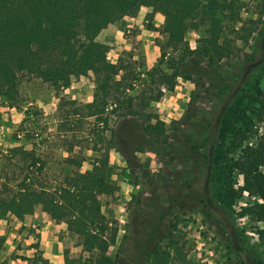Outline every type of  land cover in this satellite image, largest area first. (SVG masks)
<instances>
[{"label": "rangeland", "instance_id": "obj_1", "mask_svg": "<svg viewBox=\"0 0 264 264\" xmlns=\"http://www.w3.org/2000/svg\"><path fill=\"white\" fill-rule=\"evenodd\" d=\"M246 3L242 17L257 20L261 11L264 12L261 8L264 0H246ZM149 14L145 15L142 28L126 32V44L111 47L108 60L112 63L124 60L128 66V80L137 78L135 90L130 94L138 96L143 92V97L150 99L157 86L151 82L148 73L159 63L160 46L166 42V37L162 32L164 23L157 25L159 20L155 15L149 18ZM150 25L154 26L152 30L147 29ZM239 35L234 33L231 39L223 40L225 46L231 41L234 43L229 58L210 67L207 60L199 62L188 55L190 59L184 68L188 74L178 78L175 90L169 92L164 86L160 87L164 96L152 102L145 112L152 115L153 124L165 122L167 138L161 141L145 131L143 119L119 120V112L111 113L113 107L100 117L91 116L87 104L93 102L96 91L93 75L72 77L68 89L55 88L40 79L23 75L20 103L11 107L0 99V167L16 147L37 150L48 163L50 180L54 184L55 177L60 182L66 168H73L67 162L68 158L83 160L82 171L89 174L94 165L108 155L113 167L110 182L115 191L102 195L101 203L103 213L111 222L110 228L118 231L117 243L109 250L115 260L122 251L124 264L125 261L126 264H138L147 234L164 218L153 245L159 243L163 234H168L166 225L179 223L172 235L179 243V251L173 255L177 260L172 258L171 264H243L237 251H229L226 247L228 243L220 234L219 224L210 223L200 208L187 211L179 204L176 206L178 212L171 214L169 211L171 200L180 190H187L189 184L199 188L204 180L205 140L214 122L212 117L216 116L223 97L230 95L240 84L239 76L246 64L247 68L255 66L251 75H260V88L264 91V62L260 65H257L258 61L253 65L248 63L257 57L256 39L253 36L244 42ZM202 36V31L187 33V46L192 52L198 48ZM182 55L180 51H170L168 58H181ZM244 81L243 86L248 88ZM250 83L254 85L255 78ZM225 90L227 92L223 93ZM260 107L256 104V108ZM247 142L252 144L251 139ZM233 162V154H223L218 161L216 169L221 175H215L209 184L213 201L209 206L225 221L234 224L232 226L239 227L244 233L245 246L264 258V239L257 232L262 227L247 217L249 206L256 200L243 190V176L237 171L230 172ZM18 174H10L12 185L18 182ZM42 207H37L26 223L11 215L0 217V264H66L67 258L73 262L92 256L65 223L52 220ZM135 223L139 225L138 229ZM168 241H163V248ZM143 263L157 264V261L152 259Z\"/></svg>", "mask_w": 264, "mask_h": 264}, {"label": "trees", "instance_id": "obj_2", "mask_svg": "<svg viewBox=\"0 0 264 264\" xmlns=\"http://www.w3.org/2000/svg\"><path fill=\"white\" fill-rule=\"evenodd\" d=\"M142 7L152 9L151 19L156 13L164 16L162 32L166 37V42L160 46L161 59L148 73L157 86L150 99L144 98L143 92L138 96L130 94L135 90L137 78L134 76L129 81L124 60L109 62L111 47L97 40L101 30L126 16H137ZM246 7V0H0V99L11 107L20 103L23 75L60 89H68L72 77L93 75L96 91L93 102L87 104L91 116L100 117L113 107L111 113L119 112V120L143 119L145 131L161 141L167 138L166 124L160 121L153 124L152 115L145 109L164 96L161 86L173 92L178 78L188 74L184 70L190 59L188 55L199 62L207 60L210 67H214L232 55L233 41L225 46L223 40L238 33L244 42L253 36L256 39L258 54L248 61L249 65L264 62V12L261 11L257 20H246L242 17ZM261 8L264 9V4ZM153 28V25L147 27L148 30ZM191 30L203 33L193 52L186 39ZM170 51H180L183 55L169 59ZM246 65L239 76L240 84L223 97L216 116L212 117L214 122L205 140L204 180L199 188L189 184L187 190H180L171 200L169 211L171 214L178 212L176 206L179 204L187 211L200 208L210 223L219 224V233L228 243L226 247L229 251H237L243 264H264V258L245 246L243 231L209 206L213 204L209 184L215 175H221L216 169L218 161L223 154H233L230 172L237 171L243 176V190L256 200L249 206L247 217L261 225L262 229L257 232L264 239V98H261L264 91L260 88V75H251L255 66L247 68ZM124 72L126 74L122 75ZM254 78L255 83L251 85ZM242 80L248 88L243 86ZM256 104L261 107L256 108ZM241 149L244 151L239 152ZM36 151L16 147L1 165L0 217L12 215L23 221L34 214L36 207L43 206L42 210L55 222L65 223L69 231L79 237L83 249L92 255L84 261L72 262L67 258L66 264H124L122 251L117 260L109 254L110 248L117 243L118 231L110 228L111 222L103 213L101 203L102 195L115 191L110 182L113 167L108 155L97 162L89 174L82 171L83 160L68 158L67 162L74 169L66 168L60 182L54 176L56 182L52 184L48 163ZM17 173L20 178L12 185L10 174ZM163 221L161 218L147 234L138 264L152 259L157 264H171L172 258L177 260L173 255L179 243L172 235L178 222L164 225L168 234H163L159 243L153 245ZM138 226L135 223V227ZM166 240L169 243L163 248L161 244Z\"/></svg>", "mask_w": 264, "mask_h": 264}, {"label": "crops", "instance_id": "obj_3", "mask_svg": "<svg viewBox=\"0 0 264 264\" xmlns=\"http://www.w3.org/2000/svg\"><path fill=\"white\" fill-rule=\"evenodd\" d=\"M148 13H152V9L148 8V7H142L141 10L139 11V13L137 14V16H135V17L126 16V17L118 20L117 22L109 25V27L101 30L98 37H97V40L101 43H104V44L112 47V48L115 46L118 47L120 45L126 44V38L124 36L126 34V32L129 29H136L138 27L142 28V25H143V22L145 19V15ZM155 17L157 18V20H159V24H157V25H162L164 23V20H163L164 16L162 14L156 13ZM36 208H35V210H36ZM30 216H32V215H30ZM28 217L29 216H27L25 218V220H23L24 223H26V219L28 220ZM17 220L20 221L19 219H17ZM36 221H37V219H36ZM42 226H44V225H42ZM43 232H46V231L44 230ZM49 257H50V255H49ZM58 263H60V262H58Z\"/></svg>", "mask_w": 264, "mask_h": 264}, {"label": "built area", "instance_id": "obj_4", "mask_svg": "<svg viewBox=\"0 0 264 264\" xmlns=\"http://www.w3.org/2000/svg\"><path fill=\"white\" fill-rule=\"evenodd\" d=\"M130 33V31H128Z\"/></svg>", "mask_w": 264, "mask_h": 264}]
</instances>
